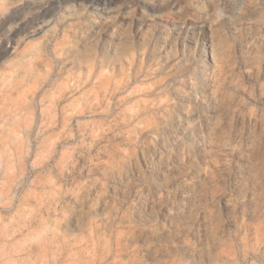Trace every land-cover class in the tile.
Instances as JSON below:
<instances>
[{"label": "rangeland", "instance_id": "rangeland-1", "mask_svg": "<svg viewBox=\"0 0 264 264\" xmlns=\"http://www.w3.org/2000/svg\"><path fill=\"white\" fill-rule=\"evenodd\" d=\"M0 264H264V0H0Z\"/></svg>", "mask_w": 264, "mask_h": 264}]
</instances>
